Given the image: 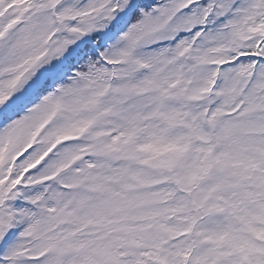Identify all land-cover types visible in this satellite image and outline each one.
Listing matches in <instances>:
<instances>
[{
	"label": "snow or ice",
	"instance_id": "6c2138e0",
	"mask_svg": "<svg viewBox=\"0 0 264 264\" xmlns=\"http://www.w3.org/2000/svg\"><path fill=\"white\" fill-rule=\"evenodd\" d=\"M0 264H264V0H0Z\"/></svg>",
	"mask_w": 264,
	"mask_h": 264
}]
</instances>
